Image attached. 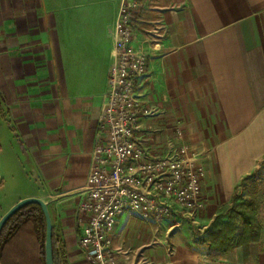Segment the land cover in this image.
Segmentation results:
<instances>
[{"label":"crops","instance_id":"crops-1","mask_svg":"<svg viewBox=\"0 0 264 264\" xmlns=\"http://www.w3.org/2000/svg\"><path fill=\"white\" fill-rule=\"evenodd\" d=\"M121 2L0 0V153L12 156L36 190L23 198L48 204L67 264H90L79 245V204L99 138ZM134 25L136 44L149 55L139 93L150 114L142 125L161 132L153 146L163 143L164 152L178 126L199 152H208L201 179L206 208L196 223L122 216L113 241L120 264H202L207 247L195 228L205 219L208 227L243 183L262 229L255 264H264V171L258 172L264 0H141Z\"/></svg>","mask_w":264,"mask_h":264},{"label":"built area","instance_id":"built-area-1","mask_svg":"<svg viewBox=\"0 0 264 264\" xmlns=\"http://www.w3.org/2000/svg\"><path fill=\"white\" fill-rule=\"evenodd\" d=\"M141 0H122L114 27L113 63L108 75L109 100L99 118V138L91 153L79 245L90 264H119L113 247L122 216L146 221L177 216L196 223L205 209L201 179L205 164L190 156L182 131L176 144L155 156L142 125L149 110L140 99L148 79L149 55L137 45L134 21ZM172 139V138H171Z\"/></svg>","mask_w":264,"mask_h":264},{"label":"rangeland","instance_id":"rangeland-1","mask_svg":"<svg viewBox=\"0 0 264 264\" xmlns=\"http://www.w3.org/2000/svg\"><path fill=\"white\" fill-rule=\"evenodd\" d=\"M108 100H109V94H108V85H107L104 107L107 104ZM143 128H145L146 130L145 136L152 137V139L149 140L148 142V146L150 150L153 152V154L159 157L165 155L166 152L163 151L165 150V147L162 145L163 143H161L160 145L158 144L157 146H153L155 145L156 142H158V140H161L160 137L161 132L153 127H150L148 124L143 126ZM179 129L182 131L183 137L186 139V144L188 145V152L190 156L195 155L196 158L198 159L201 158V160L206 166L208 160L206 153L208 152L207 151H205V153L199 152L198 149L196 148L197 145L188 139L187 132L182 127L178 126L173 129L172 135L167 137L166 146L168 147V142L170 140H173V143L176 142V144L180 142L179 140L177 141V139H175L176 132ZM4 134L1 137L3 142H5V140L7 139ZM9 135L12 138V134L10 133V131L9 132L7 131V136ZM17 150L20 154L21 159L24 161L26 174L29 175L31 182L34 183V177H33L34 172L32 171L31 167L25 163L24 160L25 157L23 156L21 150H19V148H17ZM263 171H264V162L260 164L258 168V172H263ZM1 177L4 178V181H3V186L0 189V218L5 214V212H7L10 209L9 207L12 203L14 202L17 203L19 201L18 199L20 197L23 198L32 191L36 192V190H33L31 188L30 186L31 184L25 182L24 178L21 176V173L18 171V168L14 163L12 156L5 153H0V178ZM253 190H254L253 186L251 185L249 189V193L253 192ZM238 194L240 196V201L249 200L255 202L254 199L247 198L245 196L244 183L238 189ZM181 218H183V216L180 215L177 216V218L167 219V222H169L170 224H174L176 223V220L180 221ZM207 223L208 221L206 222L205 219V221H203L201 225H197L199 226L198 229L195 228L198 242L205 244L207 247L206 248L207 254L206 257H204V261L202 264H255L258 261V259L256 258V254L258 250L261 248L260 240L262 237V229L258 225L257 219L255 221L256 225L258 226L257 229L258 239H256L257 241H253L250 244L238 246L237 248L233 249L232 251L224 255L218 254L215 250H211L210 242L208 241L209 240L207 233L208 227H205ZM236 223L239 227H241L240 217H237ZM11 226L13 227L14 224H12ZM12 227H10V230H12ZM199 228H201V230ZM10 230H8L5 233L3 237L4 239L2 241L3 242L2 256H1L2 264H43L42 254H41L42 248L40 247L39 244L43 238H39V239L36 238L37 229H35L31 223L22 225L20 230L18 228L13 229L12 234H16L15 237L11 240L10 238L7 240L6 234H8ZM40 236L41 234H39V237ZM58 239L60 240L59 236L57 235V240ZM44 250H45V242H44ZM59 252L62 257L63 264H67L66 252L64 250L62 242L59 243ZM119 264H120V260H119Z\"/></svg>","mask_w":264,"mask_h":264},{"label":"trees","instance_id":"trees-1","mask_svg":"<svg viewBox=\"0 0 264 264\" xmlns=\"http://www.w3.org/2000/svg\"><path fill=\"white\" fill-rule=\"evenodd\" d=\"M256 205L253 201H240V196L238 190H236L231 201L227 204L222 205L217 211L215 218L211 221L208 226V241L210 242L211 250H215L218 254H227L233 249L241 245L250 244L258 239V226L256 225ZM237 217L241 218V227L236 223ZM31 223L35 229H37L36 238H43L41 240L40 247L42 254V261L45 264V232L46 223L45 217L40 206L36 204L28 205L21 210H19L15 215H13L9 221L6 223L0 237V264L2 256L3 247V237L5 233L10 230L11 225L13 229H19L22 225ZM12 230L9 231L7 235V240L13 239L16 234H12ZM39 234L41 236L39 237ZM255 237V238H254ZM59 240V239H58ZM55 233L53 234V249H54V263L63 264L62 257L59 252V243Z\"/></svg>","mask_w":264,"mask_h":264},{"label":"water","instance_id":"water-1","mask_svg":"<svg viewBox=\"0 0 264 264\" xmlns=\"http://www.w3.org/2000/svg\"><path fill=\"white\" fill-rule=\"evenodd\" d=\"M36 204L41 207L42 212L45 217L46 223V232H45V264H55L54 263V249H53V234H54V225L49 210L48 204L41 198L31 196L19 200L15 203L5 214L0 218V237L1 233L9 221V219L15 215L22 208Z\"/></svg>","mask_w":264,"mask_h":264}]
</instances>
